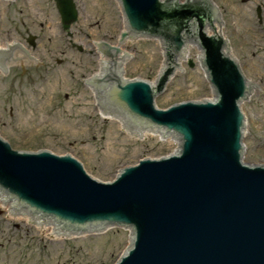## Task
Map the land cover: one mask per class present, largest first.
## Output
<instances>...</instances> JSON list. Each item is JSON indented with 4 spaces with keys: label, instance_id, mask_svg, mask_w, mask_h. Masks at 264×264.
Masks as SVG:
<instances>
[{
    "label": "water",
    "instance_id": "95a60500",
    "mask_svg": "<svg viewBox=\"0 0 264 264\" xmlns=\"http://www.w3.org/2000/svg\"><path fill=\"white\" fill-rule=\"evenodd\" d=\"M119 1L126 31L114 0L119 34H113V46L102 43V50L89 43L95 71L81 81L91 108L116 121L130 142L148 136L170 141L173 148L162 156L136 157V166L116 168L105 181L90 177L73 154L14 151L0 136V199L64 232L129 228L132 237L127 231L109 264H264V165L243 162L241 105L255 83L225 50L218 8L211 0ZM55 2L64 30L70 29L78 21L74 0ZM145 37L156 39L160 64L151 81H127L121 59L128 56L114 46L119 39ZM11 42L2 40L0 74L7 65H38ZM29 43L34 47V38ZM186 48H194L209 97L160 110L157 93L177 72L175 59ZM15 212L11 218L3 214L2 221L11 219L15 227L22 218L28 224L27 215ZM32 228L36 236L47 235L44 228Z\"/></svg>",
    "mask_w": 264,
    "mask_h": 264
},
{
    "label": "rangeland",
    "instance_id": "374dc122",
    "mask_svg": "<svg viewBox=\"0 0 264 264\" xmlns=\"http://www.w3.org/2000/svg\"><path fill=\"white\" fill-rule=\"evenodd\" d=\"M79 21L63 30L53 0L0 2L2 40L17 42L38 65H11L0 74V136L13 150L73 154L90 177L108 181L116 168L136 165V157L162 156L171 142L145 137L130 142L118 131L116 121L91 108L81 81L95 71V50L89 43L113 45L119 34L114 0H76ZM218 8L221 35L231 58L238 62L255 90L241 105L245 115L244 163L264 165V0H212ZM261 9L260 23L257 10ZM37 37L36 47L28 44ZM118 44H115L117 46ZM122 50L130 59L125 79L151 81L159 64L157 41L131 39ZM172 72L155 105L209 97L194 52ZM192 65V66H191ZM126 230L105 229L99 234L56 240L36 236L22 218L0 215V264H109L117 259Z\"/></svg>",
    "mask_w": 264,
    "mask_h": 264
},
{
    "label": "bare ground",
    "instance_id": "6f19581e",
    "mask_svg": "<svg viewBox=\"0 0 264 264\" xmlns=\"http://www.w3.org/2000/svg\"><path fill=\"white\" fill-rule=\"evenodd\" d=\"M1 1V0H0ZM2 1H4V0H2ZM221 23L219 22V28H218V33L220 34L221 33ZM132 39H141V38H132ZM131 40V39H130ZM154 41H156V39H153ZM15 43V45L26 55V57H32L31 55H30V53L29 52H27L26 53V49L24 48V46H22V45H20V44H18L17 42H14ZM119 47L122 49V47H123V44H120L119 45ZM194 48H186V53H184L183 54V58H179V61L181 62V63H184L186 60H188L189 58H190V56H191V54H192V50H193ZM122 53H124V51L122 50L121 51ZM125 54V53H124ZM125 55H127V54H125ZM128 57H125V58H122L121 59V64H122V70H123V75H124V68H125V65H126V63L128 62V60L130 59V57H129V55H127ZM34 60V59H33ZM11 65H7V68H9ZM102 114V113H101ZM102 116L104 117V118H106V119H111V118H109V117H107V116H105L104 114H102ZM145 137H148V136H145ZM162 140V139H161ZM170 142V141H169Z\"/></svg>",
    "mask_w": 264,
    "mask_h": 264
},
{
    "label": "flooded vegetation",
    "instance_id": "af4514ba",
    "mask_svg": "<svg viewBox=\"0 0 264 264\" xmlns=\"http://www.w3.org/2000/svg\"><path fill=\"white\" fill-rule=\"evenodd\" d=\"M15 1V0H14ZM16 1H18V0H16ZM53 2H54V4H55V1L53 0ZM55 7H56V4H55ZM257 13H258V10H257ZM263 22V20H261L260 21V23H262ZM29 37H30V34H29ZM69 38H71V37H69ZM37 41V40H36Z\"/></svg>",
    "mask_w": 264,
    "mask_h": 264
}]
</instances>
